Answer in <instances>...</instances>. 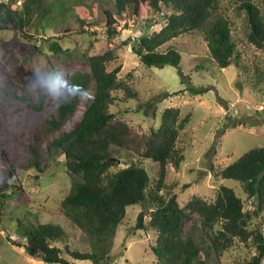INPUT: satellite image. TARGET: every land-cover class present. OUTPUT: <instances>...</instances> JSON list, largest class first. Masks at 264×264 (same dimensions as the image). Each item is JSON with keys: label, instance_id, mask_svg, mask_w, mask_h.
<instances>
[{"label": "trees", "instance_id": "trees-1", "mask_svg": "<svg viewBox=\"0 0 264 264\" xmlns=\"http://www.w3.org/2000/svg\"><path fill=\"white\" fill-rule=\"evenodd\" d=\"M236 1L237 14L244 19L247 41L264 49V13L258 4L264 0ZM111 2L114 8L103 9L108 41L119 33L117 15L126 16L130 11L140 16L147 9L162 12L163 7L172 10L164 15L166 24L160 31L124 42L125 46L133 42L132 51L149 68L180 67L181 53L174 47L161 51V47L194 31L204 34L211 58L219 68L230 67L240 57L232 21L223 13L220 0H109L105 3ZM97 6L96 1L86 5L91 15ZM50 11L46 0L1 1L0 34L17 31L19 38L33 42L35 51L67 58L73 57L79 46L77 36H86L88 50L81 57L91 69L71 74L67 90L62 88L56 93L39 90L35 98L0 89V130L5 135L4 143L0 142V159L9 163V168L0 169V219L9 191L20 187L13 182L18 169H36L43 173L49 161L64 156L71 188L61 203L62 209L65 216L87 234L91 250L73 247L69 232L60 224L39 222L27 228L18 221L26 240L23 243L26 252L49 264H101L110 257L127 208L141 205L144 208L137 216L135 229L156 232V243L152 246L155 264H204L212 253L224 256L239 243L257 250V254L244 264H263L264 227L256 219L264 215V146L248 150L218 172L223 179L237 181L245 199L233 187L221 184L213 201L194 195L187 203H180L178 194L171 192L173 185L167 183V178L169 166L179 169L186 159L179 139L192 113L181 116V108L171 106L162 113L158 128L143 132L131 125L112 107L119 101L141 98L134 87V73L121 76V66L109 70L117 60L113 49L95 52V45L101 40L100 31L90 28L95 20L90 22L77 16L80 28L72 34L75 48L62 45L60 39L66 35L34 36L30 29L42 31ZM65 31H70V27ZM182 75L191 80L190 73ZM32 76L39 82L46 78V73L32 72ZM263 79V74L257 75L255 85ZM93 84L96 86L94 98L87 102L79 123L67 129L68 121L79 110L84 93ZM73 85L80 86L77 96L70 91ZM188 91L199 95L208 90L188 88ZM122 154L136 161L127 167L113 169L118 165L114 159ZM144 159L159 166L154 183L143 165ZM165 189L168 191L164 192ZM246 202L253 209L247 208ZM188 220L191 222L185 229Z\"/></svg>", "mask_w": 264, "mask_h": 264}, {"label": "rangeland", "instance_id": "rangeland-1", "mask_svg": "<svg viewBox=\"0 0 264 264\" xmlns=\"http://www.w3.org/2000/svg\"><path fill=\"white\" fill-rule=\"evenodd\" d=\"M92 1H96L98 6L91 15L86 5H91ZM107 1L109 0H46V5L51 10L46 26L40 32H36L34 28L30 31L40 38L66 35L60 39L62 45L75 48L72 34L80 28L77 16L90 22L95 20L90 28L99 30L101 38L95 45V52L105 48L113 49L117 60L110 65L109 70L121 66V76L133 72L134 87L141 94L137 101H119L114 105L112 109L119 116L127 119L140 131L146 132L152 127L160 126L162 113L168 107L181 108V116L192 113L191 121L179 139V146L184 149L186 159L179 169L170 165L167 178V183L173 185L171 192L178 194L180 203H187L194 195L213 201L216 189L221 184L233 187L245 199L237 181L223 179L218 173L248 150L264 146V79L255 85L257 75L264 76V49L256 48L247 41L244 19L236 11L237 1L220 0L223 13L232 21L234 39L240 50V57L233 65L224 69L219 68L212 60L207 40L200 31L183 34L161 47V51L174 47L181 53L180 67L145 66L132 51L133 42L127 46L124 42L160 31L166 24L164 15L170 14L172 10L163 7L162 12L147 9L140 16H135L130 11L126 16L117 15L119 33L108 41L103 9L114 8V3L107 4ZM258 4L264 13V2L259 1ZM68 26L70 31H65ZM19 36L17 31L0 34V89L35 98L39 90L50 93H56L62 88L67 90L71 74L77 70L91 69L90 64L81 57L88 50L86 36H77L79 46L71 58L37 52L33 42ZM42 71L46 73V78L38 82L33 78L32 72ZM182 73H190L191 80L183 77ZM56 81L61 82L59 86ZM188 88L208 91L193 95ZM95 93L96 86L93 84L84 93L79 110L68 121L67 129L79 123L87 102L94 98ZM4 141L5 135L0 130V142ZM118 159L121 161L113 169L127 167L136 161L125 154ZM64 160V156H61L55 161H49V166L43 173L36 169L16 171L13 182L20 187L9 191L3 209L4 215L0 219V264H49L26 252L23 246L26 240L18 221L27 228L35 227L39 222L60 224L69 232L73 247L82 251L91 250L87 234L77 228L62 209L61 203L71 188V178ZM143 165L154 183L158 176V164L144 159ZM1 168H9L5 159H0ZM167 191L165 189L164 192ZM246 207L253 209L249 202H246ZM143 208L141 205L127 208V215L114 238L110 257L101 264H155L152 246L156 243V232L135 229L137 216ZM256 221L262 222L264 227V215ZM190 222L188 220L185 223V229ZM206 241L209 242V239ZM256 254L255 247L248 248L239 243L224 256L212 253L204 264H244Z\"/></svg>", "mask_w": 264, "mask_h": 264}, {"label": "clouds", "instance_id": "clouds-1", "mask_svg": "<svg viewBox=\"0 0 264 264\" xmlns=\"http://www.w3.org/2000/svg\"><path fill=\"white\" fill-rule=\"evenodd\" d=\"M61 82L60 81H56V85L59 86ZM72 95H79L80 94V86L79 85H73L72 88L70 89Z\"/></svg>", "mask_w": 264, "mask_h": 264}, {"label": "water", "instance_id": "water-1", "mask_svg": "<svg viewBox=\"0 0 264 264\" xmlns=\"http://www.w3.org/2000/svg\"><path fill=\"white\" fill-rule=\"evenodd\" d=\"M114 160H115L116 162H118V163L121 161L120 159H114Z\"/></svg>", "mask_w": 264, "mask_h": 264}]
</instances>
